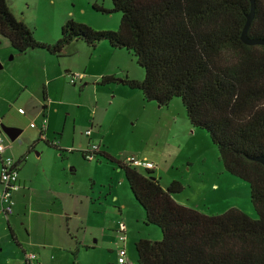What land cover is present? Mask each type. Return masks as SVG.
<instances>
[{
  "label": "rangeland",
  "instance_id": "1",
  "mask_svg": "<svg viewBox=\"0 0 264 264\" xmlns=\"http://www.w3.org/2000/svg\"><path fill=\"white\" fill-rule=\"evenodd\" d=\"M5 1L31 29L33 38L45 43L58 39L61 25L69 18L94 30L111 31L117 30L120 20L117 11L92 8L96 3L108 10L112 7L110 0ZM102 45L108 47L106 43ZM91 49L79 40L70 42L60 58L68 71L59 68L45 78L43 73L24 71L20 53L0 36V81L5 75L9 78L7 90L0 87V125L21 130L14 140L0 133L8 146L6 155L23 156L33 144L20 165L24 189L15 195L12 214L5 216L8 226L0 225V264H25L24 254L37 257L31 264H118L117 250L122 247L117 240L120 222L125 227V264H137L132 240L146 236L141 234L148 227L142 223V209L137 204L139 217L130 210L119 214L112 193H108L109 187L119 184L122 188L117 191L122 198L133 201L123 172L99 154L87 160L78 151L87 143L100 144L94 138L99 129L106 137L102 146H107L106 153L113 158L124 163L125 156L134 155L162 168L163 178H182L183 188L189 185L181 193L192 195V203L197 205L194 209L219 214L238 207L250 218H257L246 182L226 172L222 176L210 174L215 161L223 169L217 149L204 130L189 126L180 98L173 97L166 105H159L154 100L145 101L139 90L117 82L97 84V72L140 80L143 70L123 48H114L109 56L98 48ZM31 51H36V62L44 67L42 57L47 53ZM92 52L107 61L106 67L87 63ZM12 70L20 74L10 78L7 72ZM69 73H82L84 77L71 85ZM42 90L45 99L41 98ZM17 108L23 113L18 114ZM41 117L45 132L43 138H37V129L28 123ZM86 129L91 131L89 136L84 133ZM192 174L196 179L189 183L186 178ZM212 180L216 187L210 185L208 190ZM209 193H214L215 200L207 198ZM153 227L159 240L160 230ZM46 231L51 237L44 242Z\"/></svg>",
  "mask_w": 264,
  "mask_h": 264
},
{
  "label": "trees",
  "instance_id": "2",
  "mask_svg": "<svg viewBox=\"0 0 264 264\" xmlns=\"http://www.w3.org/2000/svg\"><path fill=\"white\" fill-rule=\"evenodd\" d=\"M110 1L108 10L96 3L92 8L119 12L117 30H94L69 18L58 39L45 43L0 0V36L16 53L37 49L57 58L77 40L90 48L105 41L125 49L143 77L105 75L97 83L118 80L159 105L179 97L189 125L206 132L224 171L246 182L257 218L237 207L205 214L174 201L172 194L183 189L179 181L162 187L154 169L96 152L117 164L144 223L160 230L159 240L133 243L137 264H264V166L250 159L264 156V45L240 40L248 0ZM247 35L264 38V0H255Z\"/></svg>",
  "mask_w": 264,
  "mask_h": 264
},
{
  "label": "crops",
  "instance_id": "3",
  "mask_svg": "<svg viewBox=\"0 0 264 264\" xmlns=\"http://www.w3.org/2000/svg\"><path fill=\"white\" fill-rule=\"evenodd\" d=\"M53 39H55V38H53ZM52 39V40H53ZM52 40H45L46 42H52ZM103 43H106L107 44V42H105V41H100L99 43H97L98 45H94V47H95V50H96V48H98L100 51H103V54H105V56H109V55H111L112 54V51L111 50H114V48H112L111 46H109L108 44H107V46L108 47H105V46H103L102 44ZM100 44V45H99ZM88 47V46H87ZM93 47V48H94ZM93 48L91 49V50H93ZM34 50H36V49H34ZM34 52H36V51H31V50H27L26 52H24V53H21L20 55H21V59H22V63H21V67H22V69H24V71H27L28 70V73L29 72H31V71H34V72H36V73H39V74H41V73H43V75H44V77L46 78V77H48V76H50V75H52L55 71H57L59 68L63 71V72H67L68 71V68L66 67V66H62V64H61V57L62 56H64V52H63V55L61 56V57H54L53 55H51V54H49V53H47V57H42L43 58V61L45 62V66L44 67H42V66H40L37 62H36V60H37V58H38V56L39 55H36V53H34ZM14 55H16V54H14ZM11 58V57H10ZM34 61V62H33ZM88 64L89 63H92L91 65H96V66H99V65H101L102 67H106V64H107V61H103V58H100V57H97V55H94L93 54V52L92 53H90L89 54V58H88V62H87ZM50 67V68H49ZM54 68V71L52 72V69ZM7 74H8V76L10 77V78H13L15 75H18V74H20V73H18V72H14V70H12V71H8L7 72ZM105 75H113V73L112 72H97V75H96V77L99 79L100 77H102V76H105ZM113 76H115V75H113ZM115 77H117L118 79H121V78H123L122 76H115ZM124 77H126V78H128V79H135L136 80V78L135 77H129V76H124ZM81 80V79H80ZM80 80H78L79 81V83H80ZM9 82V78H6V75H5V79L4 80H2V81H0V87L1 88H6V90H7V83ZM77 81H75L73 84H71V85H74L75 83H76ZM97 82V81H96ZM96 82H95V84H96ZM116 82L117 83H119V81L118 80H116ZM98 84V83H97ZM96 84V85H97ZM120 84V83H119ZM83 85H85V83H83ZM99 85H101V84H99ZM98 85V86H99ZM120 85H122V84H120ZM122 86H125V85H122ZM126 87V86H125ZM127 88V87H126ZM129 89V88H128ZM41 98H43V99H45V92H44V90H42L41 91ZM18 109V108H17ZM17 113L18 114H22V113H19L18 111H17ZM40 116H41V114H40ZM185 118H186V116H185ZM38 120L37 121H35V122H29L28 123V126H29V124L30 123H33L34 124V126L33 127H31V126H29L30 128H35V129H37L36 130V136H37V138H43L44 136H43V134H44V132H45V128H43V126H44V124L43 125H41V120L43 119V117H41V118H37ZM187 120V119H186ZM188 122V121H187ZM189 124V123H188ZM1 126V125H0ZM93 126V122H90L89 123V127H92ZM190 126V125H189ZM12 127V126H11ZM45 127V126H44ZM191 127V126H190ZM18 129V128H17ZM20 130V129H19ZM21 131V130H20ZM2 131L0 130V133H1ZM19 135V134H18ZM94 138L98 141V139L101 141L100 142V144H99V142H96L95 144H97L98 145V149H99V151H105V152H107L106 150H108L107 149V146H102V145H105V142H106V137H105V132L102 130H100L99 129V131L98 132H96L95 134H94ZM104 143V144H103ZM88 146V143L86 144V145H84V146H79L78 147V149H84V148H86ZM7 148H8V146L6 145V151H7ZM30 147H28L27 148V150H25V155H23V156H20V157H16V158H14V157H12L16 162H17V166H18V181H19V184H20V188H19V190L18 191H16V192H14L13 193V198H14V206H13V210H14V207H15V204H16V200H15V195H16V193H19L21 190H23L24 189V180H21V178H20V175H19V171H20V165H21V162L25 159V156H26V154L28 153V149H29ZM106 149V150H105ZM6 151H5V153H6ZM30 152V151H29ZM79 154H80V152H79ZM57 155L58 156H60V153H57ZM80 156L82 157V155L80 154ZM218 157V156H217ZM84 159V158H83ZM147 161H150V160H147ZM152 162V161H151ZM153 163V162H152ZM154 164V163H153ZM0 165H1V160H0ZM210 169V174H215L216 176L217 175H220V176H222L223 174H224V172H226V171H224V169H220V167L218 166V164H217V162L215 161V162H213V164L211 165V167L209 168ZM154 176L158 179V182H159V184L162 186V187H165L171 180H177V181H179L180 183H181V185L183 186V184H182V178H177V177H175V176H171V177H168V178H163V176H162V172H163V169L162 168H159V167H157L155 164H154ZM227 173V172H226ZM235 177V176H234ZM193 179H196V176H194V174H192L190 177H187L186 178V181L187 182H189V183H191L192 182V180ZM225 179V178H224ZM226 181H227V179H225ZM240 180V179H239ZM117 184L119 183V182H116ZM189 184H185V187L186 186H188ZM210 185H211V187H213V188H215L216 187V185L214 184V180H212L210 183H209V185H208V190H210ZM239 185H240V183H239ZM242 185L243 186H245L244 185V183H242ZM119 186V184L116 186V187H109V191H108V193H112V197H111V199H112V201L115 203V205H117V208H118V210H119V214H121V211H124V210H130V211H132V212H134L136 215H137V217H139V214H138V209H137V207L136 206H138L137 205V202L133 199V201H130L129 199H123L122 198V196H121V192H119L118 193V189H120V188H122V186H120V187H118ZM184 187V188H185ZM184 188L182 189V191H180V192H178V193H174V194H172V198L174 199V201H176L177 203H179V204H182V205H185V206H189V207H191V208H196V204H193L192 203V195L191 194H184V195H182V193H183V190H184ZM123 192V191H122ZM182 192V193H181ZM207 198H210V200H215V196H214V193H209L208 195H207ZM134 202V203H133ZM134 204H136V205H134ZM237 206H239V205H237ZM228 207V206H227ZM226 207V208H227ZM139 208V207H138ZM238 208V207H237ZM140 209V208H139ZM213 209H215V208H213ZM240 209V208H239ZM140 211H141V209H140ZM248 212V211H247ZM11 215V214H10ZM3 216V217H2ZM5 216L6 215H1L0 214V225H2V224H6V226H8V221H6V218H5ZM140 216H142L141 218L143 219V221H142V223L144 222V213L141 211V214H140ZM119 217L122 219L123 217L121 216V215H119ZM135 223H137V219L135 220ZM145 226H148V227H145V228H147V229H145V234H141V235H146V236H138V238H145V239H150V240H157L158 238H156L157 236H158V232H157V230L153 227V226H155V225H152V224H145V223H143ZM160 234V233H159ZM49 237H51V235H49L48 233H47V231H46V235H45V237H44V239H43V241L44 242H46L47 241V239L49 238ZM138 238H136V239H138ZM136 239H134V240H132V241H136ZM126 240V239H125ZM133 242V243H134ZM134 249V248H133ZM27 255V254H26ZM26 255L24 254V258L26 259ZM136 257V256H135ZM37 259V257L35 256V258L33 259V260H30V261H27L29 264H31V262L32 261H34V260H36ZM37 261V260H36Z\"/></svg>",
  "mask_w": 264,
  "mask_h": 264
},
{
  "label": "built area",
  "instance_id": "4",
  "mask_svg": "<svg viewBox=\"0 0 264 264\" xmlns=\"http://www.w3.org/2000/svg\"><path fill=\"white\" fill-rule=\"evenodd\" d=\"M84 77L82 73H69L68 74V82L73 84L76 80H80ZM19 113H23V111L19 108ZM44 119L41 120V125L44 124ZM29 126L33 127L34 124L30 123ZM84 133L89 136L90 129H86ZM4 138L2 134H0V212L4 215H10L13 212L14 199L13 193L18 191L20 188V184L18 181V166L17 162L9 155H6V145L3 143ZM98 145L95 143H89L88 146L84 149H80V153L87 160H90L95 157L96 152H98ZM124 163L138 167V168H146L153 169L154 165L152 162L147 161L145 159H140L134 155L125 156L123 159ZM117 240L122 244V247H119L117 250V263L125 264V227L122 222H120L118 230H117ZM35 256L33 254L26 255L27 260L34 259Z\"/></svg>",
  "mask_w": 264,
  "mask_h": 264
},
{
  "label": "water",
  "instance_id": "5",
  "mask_svg": "<svg viewBox=\"0 0 264 264\" xmlns=\"http://www.w3.org/2000/svg\"><path fill=\"white\" fill-rule=\"evenodd\" d=\"M248 2H249V11L246 14L245 22H244V25H243L242 30L240 32V40L244 44H247V45H255V44L264 45V38H260V37H249L247 35V29H248V26L250 24V21H251V19L253 17V12H254V8H255V0H248ZM0 130L10 140L16 139V137L20 133V130L19 129H17L15 127H11V126H6V125H1L0 126ZM250 159L253 160V161H256V162H258V163H260L261 165L264 166V156L263 155H258V156H255V157H251Z\"/></svg>",
  "mask_w": 264,
  "mask_h": 264
},
{
  "label": "clouds",
  "instance_id": "6",
  "mask_svg": "<svg viewBox=\"0 0 264 264\" xmlns=\"http://www.w3.org/2000/svg\"><path fill=\"white\" fill-rule=\"evenodd\" d=\"M19 109V108H18ZM17 109V110H18ZM90 133H91V131H90ZM78 151L80 152V149H78ZM81 154V153H80ZM82 155V154H81ZM82 157H83V155H82ZM84 158V157H83ZM85 159V158H84ZM154 169V168H153ZM14 199V198H13ZM12 214V213H11ZM28 255V254H27ZM27 260V259H26ZM33 260V259H32ZM27 261H29V260H27Z\"/></svg>",
  "mask_w": 264,
  "mask_h": 264
}]
</instances>
